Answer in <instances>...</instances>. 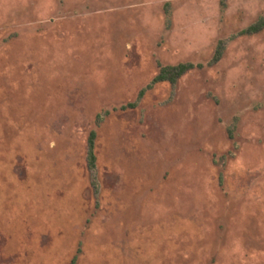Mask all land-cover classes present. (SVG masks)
<instances>
[{
    "label": "rangeland",
    "instance_id": "obj_1",
    "mask_svg": "<svg viewBox=\"0 0 264 264\" xmlns=\"http://www.w3.org/2000/svg\"><path fill=\"white\" fill-rule=\"evenodd\" d=\"M262 18L264 0H0V264H264Z\"/></svg>",
    "mask_w": 264,
    "mask_h": 264
},
{
    "label": "trees",
    "instance_id": "obj_2",
    "mask_svg": "<svg viewBox=\"0 0 264 264\" xmlns=\"http://www.w3.org/2000/svg\"><path fill=\"white\" fill-rule=\"evenodd\" d=\"M264 29V18L259 20L254 25H251L248 28V32L256 33ZM191 67L190 64H178V65H166L161 66L159 72L155 75L152 80V83H159L162 81H169L171 84H175L178 81V78L184 73L189 71ZM136 103H131L130 106L134 107ZM96 132L91 131L88 137V151H87V163L88 168L91 172H94L96 169L97 155L95 152V142H96ZM93 178V176H92Z\"/></svg>",
    "mask_w": 264,
    "mask_h": 264
}]
</instances>
